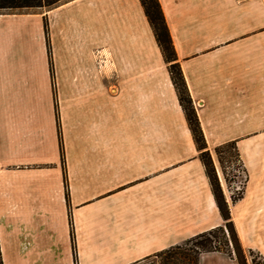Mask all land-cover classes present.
Masks as SVG:
<instances>
[{
  "label": "crops",
  "instance_id": "crops-1",
  "mask_svg": "<svg viewBox=\"0 0 264 264\" xmlns=\"http://www.w3.org/2000/svg\"><path fill=\"white\" fill-rule=\"evenodd\" d=\"M159 1L242 243L264 255V0ZM232 142L234 205L216 153ZM200 154L141 0L0 13V264H139L221 226Z\"/></svg>",
  "mask_w": 264,
  "mask_h": 264
},
{
  "label": "trees",
  "instance_id": "trees-1",
  "mask_svg": "<svg viewBox=\"0 0 264 264\" xmlns=\"http://www.w3.org/2000/svg\"><path fill=\"white\" fill-rule=\"evenodd\" d=\"M65 0H0V11L22 10V9H52ZM145 13L155 34L156 40L161 48L163 57L169 65L170 75L176 88L180 104L185 112L190 130L193 134L198 150L201 152L200 158L205 165L206 173L210 179L214 197L220 211L223 224L207 232L200 233L180 245L170 247L155 257L161 260V264H200V257L204 253L221 252L238 264H264V257L260 253H255L253 249H246L238 233L236 223L233 220L229 202L226 199L217 170L207 141L201 127L192 96L178 61V55L172 40V36L159 0H141ZM46 39L49 54L51 45L48 31V23L45 22ZM54 78V76H53ZM235 150L237 162L244 168L236 142L228 143L216 149L220 164L223 167L225 159L222 158L223 148ZM63 155V146H62ZM243 198V193L239 196H232V203H236ZM255 256H258V261Z\"/></svg>",
  "mask_w": 264,
  "mask_h": 264
},
{
  "label": "rangeland",
  "instance_id": "rangeland-1",
  "mask_svg": "<svg viewBox=\"0 0 264 264\" xmlns=\"http://www.w3.org/2000/svg\"><path fill=\"white\" fill-rule=\"evenodd\" d=\"M66 1H69V0H65L62 3L66 2ZM48 10H50V9H46V8H44V9H22V10L0 11V13H2V12H15V11H17V12L18 11H21V12L22 11H29L32 13L33 12L45 13ZM222 151H223L222 158L225 159V161H224L223 167L220 164L221 174L225 180L226 188L230 192V193L228 192V195H229L231 203H232V196L236 197V196H239L243 193V198H244L246 195V191H247L246 187H247V181H248L247 170L244 167L246 170V171H244L242 166L237 162L234 149L225 147L222 149ZM219 163H220V161H219ZM236 203H232V205H234ZM229 205L231 208L230 203H229ZM254 251H255V253H260L259 251H256V250H254ZM260 254L264 257V255L262 253H260ZM255 258L258 261H260L258 256H255ZM139 264H161V260L158 257H151V258H148V259L142 261Z\"/></svg>",
  "mask_w": 264,
  "mask_h": 264
}]
</instances>
